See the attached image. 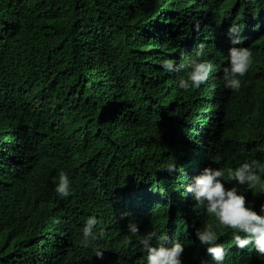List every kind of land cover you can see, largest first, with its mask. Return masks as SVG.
Here are the masks:
<instances>
[{
    "label": "trees",
    "instance_id": "obj_1",
    "mask_svg": "<svg viewBox=\"0 0 264 264\" xmlns=\"http://www.w3.org/2000/svg\"><path fill=\"white\" fill-rule=\"evenodd\" d=\"M233 24L252 52L238 91L223 72ZM200 44L213 71L184 91L189 69L162 62ZM252 160L264 180V0H0V264H147L154 230L184 244L182 264H217L196 235L214 218L186 187ZM224 183L264 215V184ZM91 216L103 237L84 246ZM217 234L223 264H264Z\"/></svg>",
    "mask_w": 264,
    "mask_h": 264
},
{
    "label": "clouds",
    "instance_id": "obj_2",
    "mask_svg": "<svg viewBox=\"0 0 264 264\" xmlns=\"http://www.w3.org/2000/svg\"><path fill=\"white\" fill-rule=\"evenodd\" d=\"M197 29L199 25L196 26ZM239 28L233 24L228 32L231 43L234 45L229 49L230 63L223 69L225 87L239 90L242 85L241 78L249 71L252 64V52L246 47H236L241 43ZM204 45L200 44L195 58L190 59L186 64L176 65L173 60L165 59L162 67L167 72L179 71L187 68V78H181L179 87L184 91L190 88H199L206 83L213 65L210 61L202 59ZM175 169V165L169 167ZM261 169L259 161L252 160L244 162L235 170L228 168L206 167L202 173L195 178L193 184L187 185L186 192L193 194L197 205H203L209 217L214 218V222L206 223L202 229L197 230V237L201 245L207 246V252L217 262L223 264L227 251L223 244L217 243L219 236L217 229L221 226L232 230V239L236 246L243 249L253 245L258 254L264 257V215H260L247 202L246 195L239 191L237 187L226 188L224 178L237 182L239 185H246L247 189L255 190L257 185L264 184L258 171ZM70 190V181L66 173L61 170L59 182L55 191L60 197H67ZM59 223V221H57ZM98 221L94 216L87 219L83 228L82 244L88 246L90 241H95L103 237V231L97 235L94 228ZM129 232L133 235L139 233V227L135 223L129 224ZM156 239L158 246H154L151 241ZM166 237L159 236L154 230L143 235L140 243L146 253L147 264H182V254L184 244L175 240L171 246H166ZM95 254L103 258V250L95 249Z\"/></svg>",
    "mask_w": 264,
    "mask_h": 264
},
{
    "label": "bare ground",
    "instance_id": "obj_3",
    "mask_svg": "<svg viewBox=\"0 0 264 264\" xmlns=\"http://www.w3.org/2000/svg\"><path fill=\"white\" fill-rule=\"evenodd\" d=\"M135 247V246H134Z\"/></svg>",
    "mask_w": 264,
    "mask_h": 264
}]
</instances>
